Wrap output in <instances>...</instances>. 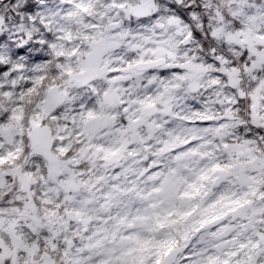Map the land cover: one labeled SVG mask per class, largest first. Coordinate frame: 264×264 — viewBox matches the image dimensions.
I'll list each match as a JSON object with an SVG mask.
<instances>
[{"label": "snow or ice", "instance_id": "obj_1", "mask_svg": "<svg viewBox=\"0 0 264 264\" xmlns=\"http://www.w3.org/2000/svg\"><path fill=\"white\" fill-rule=\"evenodd\" d=\"M0 264H264V0H0Z\"/></svg>", "mask_w": 264, "mask_h": 264}]
</instances>
